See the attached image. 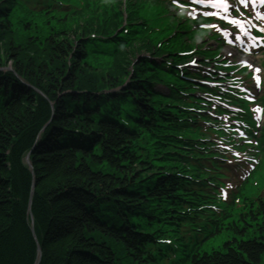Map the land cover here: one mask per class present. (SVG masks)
<instances>
[{"label":"trees","instance_id":"16d2710c","mask_svg":"<svg viewBox=\"0 0 264 264\" xmlns=\"http://www.w3.org/2000/svg\"><path fill=\"white\" fill-rule=\"evenodd\" d=\"M145 5L126 0L119 40L121 0L72 13L0 0V264H33L38 245L39 264H264V184L230 201L209 190L220 150L180 136L203 118L154 90L175 77L151 57L186 46L140 30ZM183 146L205 177L187 175Z\"/></svg>","mask_w":264,"mask_h":264},{"label":"rangeland","instance_id":"374dc122","mask_svg":"<svg viewBox=\"0 0 264 264\" xmlns=\"http://www.w3.org/2000/svg\"><path fill=\"white\" fill-rule=\"evenodd\" d=\"M156 1V0H154ZM155 16H156V19L157 18H160V16H166L167 14V10H168V6L166 5V1H160L159 4H155ZM187 10H183L182 13H180L179 15L176 16V23H183V29L187 30L189 32V36L191 39H196V38H199L198 39V42L199 43V46L200 47H203V46H206L209 50L213 49V52H215V56L213 58H217V54L219 53L218 51L221 50V55L219 56V58H217L219 61L218 63H226V62H230L231 64H241L242 62L245 63V61H247L248 63L247 64H250L254 67H257V68H260L261 66L259 65L260 62H261V59H263V55H255V56H251L250 58H247L246 56H243L242 54H240L239 52L238 53H235L232 49H230L228 47V43H226V41H224L223 43V46L221 44H218V43H214L212 42V40L210 39H206L205 42H202V38H205V36L207 35V33H211V30H204V31H201V30H198L197 29V26L199 23H210L211 24V21L210 20H207L205 17L203 19H195V20H192L189 15H187ZM171 16V15H169ZM171 21V18H164L162 20H160L158 22V24H160V26H165L167 25L169 22ZM175 25V24H174ZM217 38H219V35H217ZM235 53V55H232L230 53ZM224 58H223V57ZM203 59L201 58H198L196 59V62H195V69H199L200 65H202L203 63ZM217 61V60H216ZM209 62H215V61H208ZM199 65V66H197ZM209 66V65H207ZM213 64L208 67L209 69H212V70H217L215 68H212ZM205 68V67H204ZM244 72V70H241L239 71V73H242ZM212 73V72H210ZM214 75L213 76H216L215 72L213 73ZM251 74H248L247 76L250 77ZM245 82H243V86L250 89L252 94H254V97H258L260 98L262 93H261V89H256L255 87V84L254 82L252 81H246L244 80ZM28 155L29 157V152H26L24 157H26ZM28 166V165H27ZM29 168V167H28ZM31 192V190H30ZM32 193V192H31ZM30 194V193H29ZM256 195V194H255ZM32 205V204H31ZM30 231H32V234L33 236L35 237V231H34V226L32 229H30ZM219 242V240H218ZM221 242V241H220ZM39 245L37 246V250H39ZM216 247V246H215ZM37 250H36V253H37ZM38 254V253H37Z\"/></svg>","mask_w":264,"mask_h":264},{"label":"snow or ice","instance_id":"6c2138e0","mask_svg":"<svg viewBox=\"0 0 264 264\" xmlns=\"http://www.w3.org/2000/svg\"><path fill=\"white\" fill-rule=\"evenodd\" d=\"M241 2H246V0H241ZM224 6L227 7V5H224ZM249 52H251V49H249ZM230 54L235 55L234 52L233 53H230ZM245 63H248V62H245ZM257 71H260V70L257 69ZM256 79H257V83H259V76H257Z\"/></svg>","mask_w":264,"mask_h":264},{"label":"water","instance_id":"95a60500","mask_svg":"<svg viewBox=\"0 0 264 264\" xmlns=\"http://www.w3.org/2000/svg\"><path fill=\"white\" fill-rule=\"evenodd\" d=\"M28 163V162H27ZM29 203H31V197H30V202ZM39 252V251H38ZM40 253V252H39ZM37 264V263H36Z\"/></svg>","mask_w":264,"mask_h":264}]
</instances>
